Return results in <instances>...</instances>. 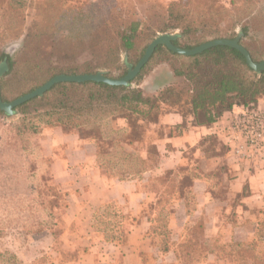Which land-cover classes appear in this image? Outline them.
<instances>
[{
	"label": "crops",
	"instance_id": "1",
	"mask_svg": "<svg viewBox=\"0 0 264 264\" xmlns=\"http://www.w3.org/2000/svg\"><path fill=\"white\" fill-rule=\"evenodd\" d=\"M170 77L178 79L171 71ZM167 84H153L150 93L142 83L138 86L145 96H153ZM255 106L264 111V97ZM217 121L198 124L191 114L165 111L140 142H124L128 152L143 159L149 156L148 146H154L157 163L140 172L126 164L113 176L99 165V141L61 126H44L29 136L31 149L25 150L0 118L2 245L24 264L43 253L51 255L45 264H182L180 246L200 224L206 250L195 264H226L220 246H228L232 238L245 243L264 225V166L238 162L212 133ZM114 124L126 126L123 118ZM37 149L40 154L34 153ZM39 183L56 184L65 193L63 211L52 220L56 225L49 215L38 214ZM109 202L121 217L120 243L103 240L92 226L95 209ZM40 222L44 225L37 228ZM52 227L63 229L62 248L77 252L76 257L55 259Z\"/></svg>",
	"mask_w": 264,
	"mask_h": 264
},
{
	"label": "trees",
	"instance_id": "2",
	"mask_svg": "<svg viewBox=\"0 0 264 264\" xmlns=\"http://www.w3.org/2000/svg\"><path fill=\"white\" fill-rule=\"evenodd\" d=\"M218 1L167 0L165 13L161 17L156 16L157 20L156 17L132 19L128 24L118 27L120 32L105 44V34L98 32V26L93 27V32L87 33L91 35L86 46L93 49V55L96 54V48L107 46L97 55L100 58L97 65L88 61L80 65L58 63L67 51H62L57 63H53L42 58L40 51L32 47L29 54H33V58L21 57L30 45L26 41L28 37L44 33L39 29L35 33L27 32L24 34L26 44L22 46L20 57L14 59L9 53L0 51V61L5 59L8 64V70L0 78L1 99L10 101L60 73H95L98 69H105L106 76L114 77L108 73V68L112 67L121 71L119 76L124 75L127 66L120 61L121 51L128 53V61L134 65L156 35L176 30L179 36L172 43L189 49L212 39H232L237 35L235 27L239 25V43L248 50L253 61L264 59V38L251 33L252 29L264 32V5L260 4L261 0H230L229 9L217 5ZM28 2L0 0V43L22 35L18 16ZM224 19L229 29L221 34L219 27ZM161 61L169 63L172 76L182 78L186 87L178 89L173 84H167L156 95L145 96L138 86L139 81ZM132 82V86L96 81L55 83L42 96L16 107L22 114L23 123L22 126H14L15 134L23 139L22 135L27 131L26 135H33L44 126H61L67 131L76 132L80 137L99 141V165L108 175L115 176L121 173L126 164L131 165L133 171L140 172L157 163L158 153L154 146H148L149 156L143 159L138 152H128L124 142H140L145 129L165 111L191 114L196 123L210 124L220 119L224 112H231L233 106L256 107L257 100L264 97V70L255 72L247 64L244 55L228 45H214L186 56L171 51L164 44H158ZM30 116L34 119L24 122ZM117 118H123L126 126L115 127ZM40 189L44 197L50 198V207L46 202L44 206L50 219L54 220L51 207H56L57 203L53 204L52 198L57 195L61 199L65 193L56 184H43ZM119 217V210L113 202L104 203L95 209L92 226L95 231L102 233L103 240L120 243L123 235L117 220ZM191 232L194 237L180 246L182 264H195L206 250L202 225L194 226ZM235 246L237 250L230 255L231 259L239 260V264H245L246 260H250V264H261L255 261V254L249 247H243L240 243ZM0 264L24 263L12 251L0 248Z\"/></svg>",
	"mask_w": 264,
	"mask_h": 264
},
{
	"label": "rangeland",
	"instance_id": "3",
	"mask_svg": "<svg viewBox=\"0 0 264 264\" xmlns=\"http://www.w3.org/2000/svg\"><path fill=\"white\" fill-rule=\"evenodd\" d=\"M229 1L230 0H219L217 5L221 7L223 6L224 9H229ZM167 3V0H29L28 5L18 16V23L21 27L22 35L16 39H8L5 42L0 43V51L9 53L14 59L16 57H20L22 46L26 44L24 41V34L27 32L35 33L38 32L39 29L44 33L38 35L37 37H28L26 41H28L30 45L26 48V54H22L21 57L27 58V56H30L29 58H33L34 55L31 53L29 54L32 47L40 51V56L42 58L49 59L53 63H57V59L62 54V51H67L66 56L61 57L58 63L80 65L88 61L92 65H97L100 61V58L97 55L99 52H102L104 47L107 46L101 45L96 48L95 55L92 54L93 49L90 46H86L91 35L87 33H92L93 27L98 26V32L102 35L105 34L107 39L106 41H103L105 44L106 42H109V39L116 36V33L120 32L118 27L121 28L122 26L128 24L132 19L155 18L158 15L161 17L165 13ZM260 4L264 5V0H261ZM157 18L158 17H156L155 20H157ZM219 28L221 34L228 31L229 24L226 19L220 23ZM235 30L237 35L240 34L239 25L235 27ZM175 32L179 33L178 30ZM251 33L258 38H264V32H256L252 29ZM81 34L84 36V39L82 38L83 40L81 39ZM244 41L247 42L248 40L244 39ZM120 54V61L125 62L127 66V63H130L128 61V53L126 51H121ZM97 71H103L104 73L107 72L105 69H98ZM108 71V73L114 75L113 78L120 77L119 74L121 71L114 70L112 67L108 68ZM170 71L171 68L169 63L167 61H161L155 64L149 72L143 76V78L139 81V84H143L146 93H150L152 87L154 86L153 84L163 82L173 84L174 87H177L178 89L185 88L186 86L183 79H172L170 77ZM17 85L18 84H16V86ZM0 118L8 122L13 130L14 126H22L23 123L22 114L20 112L17 115L10 116L9 118L5 117L3 113H0ZM32 119L34 118L30 116L24 122L32 121ZM27 132L22 135L23 139L19 137V141L23 144L25 150H30L31 148L29 149V147L31 145V140L29 138L30 135H26ZM34 144L35 143H33V145ZM36 148H34V150ZM34 153H39L38 149L37 151H34ZM41 187L42 184L39 183V194L37 198L39 203L38 214L45 215V219H47L48 214L45 211L46 208L44 203L46 202V205L49 206L50 198L43 196L42 190L40 189ZM55 202L57 203L55 204L56 207H51V210L53 211V217H58L59 212L63 211V208L61 207L63 202L61 201L60 196L54 195L52 203L54 204ZM41 223L44 225L43 222H40L37 228L40 227ZM52 223L53 225L57 224V222ZM262 224H264V221ZM34 228L35 227H27L26 229L34 230ZM52 228L54 229L52 232L56 233V240L53 244L54 250L57 252L55 259L62 261L64 259L76 257L78 255L77 252H66L64 248H62L64 239L61 238L60 233L63 229ZM0 233H3L1 229ZM257 234V236L249 238L245 243L232 238L229 242L230 246L226 245L224 248L223 246H220L219 249L222 252L220 254L222 257H225L226 264H239L240 262L239 260L233 258L231 259L232 256H230L232 253H235V250H237V247L235 246L236 243H240L243 247H249L255 254V261L264 264V225H262L261 230ZM0 241V248L5 249L2 245L5 240H3V242L2 240ZM50 260L51 255L49 253H43L31 264H45ZM213 264L219 263L214 262ZM245 264H250V260H246Z\"/></svg>",
	"mask_w": 264,
	"mask_h": 264
},
{
	"label": "water",
	"instance_id": "4",
	"mask_svg": "<svg viewBox=\"0 0 264 264\" xmlns=\"http://www.w3.org/2000/svg\"><path fill=\"white\" fill-rule=\"evenodd\" d=\"M179 33H161L155 36L151 42L146 46L142 56L138 59V61L132 65L127 63V71L124 75L113 78L108 77L104 74L103 71H97L95 73H78V74H65L60 73L52 76L43 84L37 86L36 88L19 95L18 97L10 100V101H3L0 96V111L5 115V117H10L13 115H17L19 113L18 109L16 108L20 104L34 98L37 96H42L47 90H49L55 83L58 82H84V81H96V82H105L111 85H133L132 80L138 74L142 66L148 61L151 54L153 53L155 47L158 44H164L168 49L171 51L177 52L182 55H193L199 53L211 46L214 45H228L231 47L236 48L239 50L245 57L247 64L255 71L260 72L264 70V59L261 61H253L250 57L248 50L239 43V34L236 35L234 38H217L205 41L200 43L192 48L184 49L178 46H175L172 43V40L177 38ZM7 53V52H6ZM8 70V64L5 59L0 61V78L4 76L6 71Z\"/></svg>",
	"mask_w": 264,
	"mask_h": 264
},
{
	"label": "built area",
	"instance_id": "5",
	"mask_svg": "<svg viewBox=\"0 0 264 264\" xmlns=\"http://www.w3.org/2000/svg\"><path fill=\"white\" fill-rule=\"evenodd\" d=\"M238 162L264 166V111L258 107H240L224 120L217 121L212 132Z\"/></svg>",
	"mask_w": 264,
	"mask_h": 264
}]
</instances>
